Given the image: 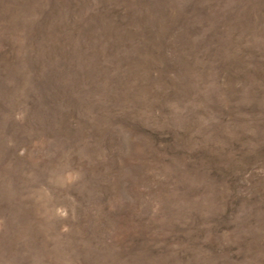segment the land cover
<instances>
[{
    "label": "rangeland",
    "instance_id": "1",
    "mask_svg": "<svg viewBox=\"0 0 264 264\" xmlns=\"http://www.w3.org/2000/svg\"><path fill=\"white\" fill-rule=\"evenodd\" d=\"M0 264H264V0H0Z\"/></svg>",
    "mask_w": 264,
    "mask_h": 264
}]
</instances>
